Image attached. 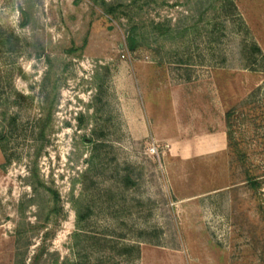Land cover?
<instances>
[{
  "label": "rangeland",
  "instance_id": "374dc122",
  "mask_svg": "<svg viewBox=\"0 0 264 264\" xmlns=\"http://www.w3.org/2000/svg\"><path fill=\"white\" fill-rule=\"evenodd\" d=\"M0 264H264V0H0Z\"/></svg>",
  "mask_w": 264,
  "mask_h": 264
},
{
  "label": "trees",
  "instance_id": "16d2710c",
  "mask_svg": "<svg viewBox=\"0 0 264 264\" xmlns=\"http://www.w3.org/2000/svg\"><path fill=\"white\" fill-rule=\"evenodd\" d=\"M27 23V22H26ZM24 23L23 25H27ZM138 40L136 36H134V32L128 37V48L132 51L136 50L138 48Z\"/></svg>",
  "mask_w": 264,
  "mask_h": 264
}]
</instances>
